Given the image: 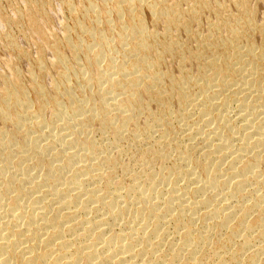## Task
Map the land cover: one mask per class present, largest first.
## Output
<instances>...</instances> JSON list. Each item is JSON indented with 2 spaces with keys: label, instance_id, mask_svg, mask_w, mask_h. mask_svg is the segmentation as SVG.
<instances>
[{
  "label": "bare ground",
  "instance_id": "bare-ground-1",
  "mask_svg": "<svg viewBox=\"0 0 264 264\" xmlns=\"http://www.w3.org/2000/svg\"><path fill=\"white\" fill-rule=\"evenodd\" d=\"M251 1L264 4L237 0L235 22L215 4L203 38L206 0L65 2L75 19L60 40L43 26L53 0H26L18 21L0 13L41 41L28 88L14 56L0 73V264H264V20Z\"/></svg>",
  "mask_w": 264,
  "mask_h": 264
},
{
  "label": "rangeland",
  "instance_id": "rangeland-1",
  "mask_svg": "<svg viewBox=\"0 0 264 264\" xmlns=\"http://www.w3.org/2000/svg\"><path fill=\"white\" fill-rule=\"evenodd\" d=\"M10 1V2H9ZM15 3H14V2ZM53 0L52 6L49 7L50 9V15L49 18L47 20L46 23L43 24L44 28L48 30V33H53L52 35H54L58 40L63 39L65 36V28L64 26H73L74 23V19H75V15L69 9L67 5V3H74V4H79L80 0ZM197 1H202V0H197ZM208 3V6L210 7V10H207L205 12V14H203L199 19V25L196 27V33L198 34L199 37L203 38V37H207L209 35V31L212 30L211 28H209V24H214L215 21V15L213 13L212 10H215L217 8V5L215 4H219L222 6V8H225V15L224 18L225 20H228V22L230 21H234L235 22V17L239 14V12L237 11V7L234 5V2H237V0H206ZM0 13L5 12L7 14L8 17L10 18H15L14 20H17L19 18H17V9H21L26 11L24 9L23 6H25V2L26 0H0ZM64 2V3H63ZM67 2V3H65ZM78 2V3H77ZM22 3V4H21ZM61 4L60 6L58 4ZM252 4V8L254 9V15H255V19L257 20L258 23H262L263 22V18H264V4H260V2H256V1H251ZM84 5V4H82ZM62 6V7H61ZM21 7V8H20ZM13 8V10H12ZM6 9V10H5ZM212 9V10H211ZM148 8L147 7H143L141 9V16L143 19V22L152 28H156L159 27V25L154 26V18L153 15H151L150 11L148 12ZM14 12L16 13L14 15ZM9 13V14H8ZM12 13V15H11ZM28 18H23V20H21V23L27 22ZM73 20V21H72ZM1 21V19H0ZM24 21V22H23ZM73 22V23H71ZM2 23V25H1ZM225 22H220L218 30L214 31V35L215 36H220L225 42H228L231 39V36L227 30V28L225 26H223L222 24ZM0 34L1 36L9 34L12 35L13 37H15L17 39V42L19 44V46L24 49L28 54L29 57H31L32 63H27L25 60L20 59L18 57V54L13 53V52H9L7 49V42H5V40H1L2 44L0 43V73H2L3 75L5 74L6 76H10L11 75V71H9V64L11 63V61L13 60L11 57H13L14 59H17V68H18V73L20 74L24 84L27 86V88L30 85V81H29V77H28V70L33 68V61H35L39 49H40V43L41 41H35V40H30V41H25L24 40V34L22 33L21 30H18V27H14V25H7L5 24V22H0ZM7 26V27H6ZM13 26V27H12ZM160 31V30H159ZM5 32V33H4ZM7 32V33H6ZM64 33V35H63ZM75 34V36H74ZM77 33L74 31L72 33V37H76ZM81 37H83V39H86L85 34L82 36V34H80ZM21 36V37H20ZM18 37V38H17ZM20 37V38H19ZM80 37V38H81ZM23 38V39H22ZM19 39V40H18ZM4 44V45H3ZM35 44V45H34ZM256 46L258 47H263L264 46V42L262 40H259V38H256ZM6 49V50H5ZM195 48L192 47V50H194ZM67 52V53H66ZM69 50L67 48L64 49V53H66V56L71 57L70 54L68 53ZM193 53H196V51H192ZM43 54L45 56L46 60H50L52 59L51 54H49L47 51H45V49L43 50ZM69 54V55H68ZM220 57H225V55H220ZM190 58H194L193 60H190L189 58L186 60V65L183 67L185 72H190L192 75H197V71H198V67L196 66L197 60L194 56H191ZM80 62L84 61V58L81 57ZM31 62V61H30ZM5 64H7V66H4ZM72 64V63H70ZM105 64H103L102 66H104ZM175 61L171 62V61H167V63L164 65L165 69H169L172 71V73L177 74L178 68ZM7 67V68H6ZM56 74V72L51 68L50 70V78L52 76H54ZM177 106H175V110H177ZM99 135V134H98ZM95 137H98L97 134L95 135Z\"/></svg>",
  "mask_w": 264,
  "mask_h": 264
}]
</instances>
